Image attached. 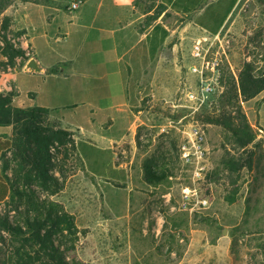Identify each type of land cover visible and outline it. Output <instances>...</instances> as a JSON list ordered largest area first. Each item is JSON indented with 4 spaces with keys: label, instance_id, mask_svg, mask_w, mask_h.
<instances>
[{
    "label": "rangeland",
    "instance_id": "obj_1",
    "mask_svg": "<svg viewBox=\"0 0 264 264\" xmlns=\"http://www.w3.org/2000/svg\"><path fill=\"white\" fill-rule=\"evenodd\" d=\"M242 1L244 6H239L230 23L227 20V27L217 38L188 40L187 48L192 54L185 63L195 65L189 71L196 77L181 80L171 103L141 104L142 115L127 135L129 121L119 117L118 105L107 104L98 97H91L92 101L78 97L71 103H60L54 117L62 125L50 115L47 117L48 125L74 133L77 154L84 166L85 171L68 178L63 190L51 200L59 202L73 217L79 232L84 233L79 255L89 264H264V158L263 175L257 183L253 172L246 170L238 174L234 184L226 174L207 177L219 166L224 149L232 147L220 127L205 122L207 114L216 106L229 76L236 77L244 62L254 61L258 66L264 63V35L259 47L253 42L259 27L264 29V9L255 0ZM27 2L69 12L70 0H9L11 5L0 12V21L3 16L11 18L6 34L19 47L17 33L22 31L13 27L12 13ZM237 2L199 0L189 13L192 23L209 34L207 28H218ZM134 3L141 14L153 8L144 18L145 25L153 15L171 26L181 22L170 12H162L164 5L160 0ZM16 15L23 24L30 23L27 15L33 22L38 16L31 7ZM68 20L56 32L61 40L53 42L57 53L64 42H71L70 37H64L70 29ZM186 33L199 36L190 28ZM2 46L0 43V49ZM5 63L3 58L0 88L5 85L7 92L12 91L17 105L35 107L45 102L49 87L43 76L15 69L4 83ZM16 63L18 66L19 59ZM58 68L65 69L63 65ZM74 79L82 81L76 73ZM90 83L94 84L85 90L96 95L99 83ZM206 86L211 88L209 94L204 92ZM188 94L195 99L190 100ZM242 108L264 151V92L243 102ZM193 131L202 136V157L186 162L181 148ZM122 134L126 135L123 141L114 145L115 157L99 137L119 138ZM150 165L154 172L166 175L162 182L156 184L145 174V167ZM197 171L200 177L196 176ZM33 188L37 194L45 195L35 185ZM185 188L190 192L184 204ZM26 201L9 198L0 202V218L16 222L21 216L18 212L27 209ZM201 201L207 203L202 205ZM125 214L122 219L113 217Z\"/></svg>",
    "mask_w": 264,
    "mask_h": 264
},
{
    "label": "crops",
    "instance_id": "obj_2",
    "mask_svg": "<svg viewBox=\"0 0 264 264\" xmlns=\"http://www.w3.org/2000/svg\"><path fill=\"white\" fill-rule=\"evenodd\" d=\"M160 1L172 16L181 20L179 25L171 26L162 18L150 25L143 24L144 18L150 13L141 14L134 5V0H89L73 14L30 2L18 5L12 13L13 27L22 31L18 40L27 57L24 67L18 69L26 73H39L49 87L45 102L35 107L49 110L51 118L60 122L54 117L58 105H62L60 103H71L78 97L88 101H92L91 97H98L107 104L118 105L119 117H125L129 121L127 135L142 115L139 109L141 104L171 103L181 80L187 76L196 77L189 71L195 65L187 66L185 63L192 54L191 49L187 48L188 40L196 42L204 37L217 38L227 27H224L227 20L230 22L235 15L241 0H238L236 7L230 10L218 28L208 26L209 34L196 27L189 14L199 0ZM30 7L36 9L37 21L33 22L31 16L27 15L30 23L23 24L16 14L21 9L28 11ZM67 18L70 29H67L64 37H70L71 42L63 41L62 49L57 53L53 42L61 41L56 32L59 33ZM188 28L198 32L199 36L197 33L195 36H188ZM31 59L36 61L39 72L25 70V65ZM2 60L0 56V61ZM60 65L65 69L59 70ZM183 68L185 71H182ZM51 69H57L58 73L49 74ZM14 72L15 70L7 69L4 83ZM75 73L81 76L82 81L74 79ZM90 82L99 83L96 95L88 94L85 90V87L94 84ZM0 90L8 91L5 85ZM16 102L17 96L13 99L12 107L33 108L19 106ZM11 132V127L0 126V158L6 151L4 143L10 141ZM126 135L122 134L119 138H99L110 147L116 157L114 145L122 142ZM90 136V141H93V135ZM4 175L10 177L11 173L6 171ZM0 184L6 185L1 166ZM9 196L8 190L6 199ZM126 215L113 217L122 219Z\"/></svg>",
    "mask_w": 264,
    "mask_h": 264
},
{
    "label": "trees",
    "instance_id": "obj_3",
    "mask_svg": "<svg viewBox=\"0 0 264 264\" xmlns=\"http://www.w3.org/2000/svg\"><path fill=\"white\" fill-rule=\"evenodd\" d=\"M255 1L264 9V0ZM244 3L241 0L237 10ZM10 5L9 0H0V12ZM152 9H147L146 14ZM163 11H167L165 6ZM262 12L264 14V10ZM151 19L147 24L150 25L157 17L153 15ZM11 24V18L2 17L0 43L3 46L0 54L6 59V68L15 70L25 64L27 57L6 34ZM21 35L17 33L18 37ZM263 35L264 29L259 27L253 39L257 47ZM262 52L264 62V48ZM48 73L57 74L58 71L51 69ZM262 92L264 63L258 66L254 61L244 62L237 76L230 75L223 85L217 104L207 114L205 122L220 127L227 144L232 147L224 149L219 166L207 177L226 174V178L234 184L243 170L253 172L255 183L263 175L262 141L257 139L242 108L243 102L254 99ZM15 97L12 91L0 93V126L12 129L10 141L4 143L6 151L0 158L6 180V185L0 184V202L9 198H25L27 209L24 213L18 212L21 216L16 222L0 218V264H89L79 255V242L84 233L79 232L73 217L63 206L51 200L63 190L68 178L85 171L77 154L74 133L60 126L48 125L46 119L50 111L47 109L12 107ZM6 171H10L11 178L4 175ZM144 172L156 184L166 177L163 173L154 172L151 165L145 167ZM34 185L45 195L37 194ZM8 190L10 196L6 199ZM229 201L232 202L233 197ZM15 210L18 211L17 206Z\"/></svg>",
    "mask_w": 264,
    "mask_h": 264
},
{
    "label": "built area",
    "instance_id": "obj_4",
    "mask_svg": "<svg viewBox=\"0 0 264 264\" xmlns=\"http://www.w3.org/2000/svg\"><path fill=\"white\" fill-rule=\"evenodd\" d=\"M89 0H70L69 2V6H68V11L70 13H76L78 12L85 3H87ZM203 72V71H202ZM201 72V74H202ZM211 88L209 86H206L204 88V92L206 94H209ZM187 97L190 100L195 99V96L192 94H188ZM182 151V158H184V160L186 162H193V161H197L202 157V136L200 135V133L198 131H193L191 133V136L189 138V140L184 143L182 145L181 148ZM194 157V158H193ZM202 168H200L201 170ZM196 176L200 177L201 173L200 171L196 172ZM189 189L185 188L182 190L183 196H184V204L187 203V199L189 198ZM207 203V201H201L202 205H205Z\"/></svg>",
    "mask_w": 264,
    "mask_h": 264
},
{
    "label": "water",
    "instance_id": "obj_5",
    "mask_svg": "<svg viewBox=\"0 0 264 264\" xmlns=\"http://www.w3.org/2000/svg\"><path fill=\"white\" fill-rule=\"evenodd\" d=\"M25 70L27 71H35V72H39L40 68L37 65L36 61L34 59H31L28 61V63L25 65Z\"/></svg>",
    "mask_w": 264,
    "mask_h": 264
}]
</instances>
